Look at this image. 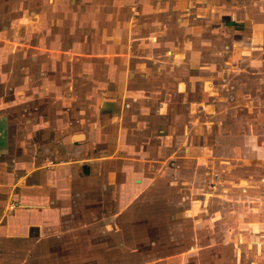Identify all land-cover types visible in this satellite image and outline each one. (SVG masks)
Returning <instances> with one entry per match:
<instances>
[{"label": "crops", "instance_id": "crops-1", "mask_svg": "<svg viewBox=\"0 0 264 264\" xmlns=\"http://www.w3.org/2000/svg\"><path fill=\"white\" fill-rule=\"evenodd\" d=\"M4 83L0 264H264V0H0Z\"/></svg>", "mask_w": 264, "mask_h": 264}, {"label": "rangeland", "instance_id": "rangeland-1", "mask_svg": "<svg viewBox=\"0 0 264 264\" xmlns=\"http://www.w3.org/2000/svg\"><path fill=\"white\" fill-rule=\"evenodd\" d=\"M9 93H10V86H9V84H6V83H4L3 85H1L0 84V96H9ZM171 173H174V171H172V170H169V171H167V173H166V175H170ZM176 174H178V173H176ZM184 205H186V203L184 202V203H181L180 204V207H182L183 208V206ZM180 220V219H179ZM176 228L175 227H173L172 225H168V224H165L164 226H162V227H160V229H159V233H160V235H162V236H171L172 234L170 233L171 232V230H175ZM203 231H205V233H204V236H207V235H215L216 233L215 232H217V228L215 227V226H213L212 224H210V225H208L207 227H203V226H201V225H197L195 222L193 223V226H190L189 228H188V232L186 233L188 236H189V240H190V242L192 241V242H194V244H195V247H196V250L198 251V252H200V249H201V247H202V244L199 242H196V240H200V236H203ZM226 231H228V229L227 228H224V230L222 231V234L224 235L225 234V232ZM207 234V235H206ZM188 240V241H189ZM168 243H170V242H166V243H163V245L166 247V245L168 244ZM180 245V244H179ZM166 248H168V247H166ZM229 251H230V253H232V254H234L235 252H234V250L231 248V249H229ZM251 251V250H250ZM254 259V258H253ZM255 260V259H254ZM251 260L249 259V262H250ZM113 264H121V261L120 260H118V262H113ZM195 264H203V262L202 261H200V260H197L196 261V263ZM246 264V263H245ZM248 264V263H247Z\"/></svg>", "mask_w": 264, "mask_h": 264}, {"label": "built area", "instance_id": "built-area-1", "mask_svg": "<svg viewBox=\"0 0 264 264\" xmlns=\"http://www.w3.org/2000/svg\"><path fill=\"white\" fill-rule=\"evenodd\" d=\"M14 208V205H12L11 207H10V209H13Z\"/></svg>", "mask_w": 264, "mask_h": 264}]
</instances>
